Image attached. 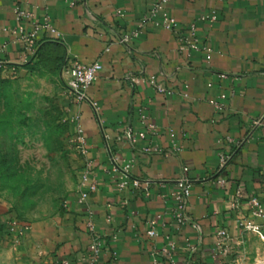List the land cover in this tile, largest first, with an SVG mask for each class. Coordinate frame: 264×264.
<instances>
[{
	"label": "crops",
	"instance_id": "1",
	"mask_svg": "<svg viewBox=\"0 0 264 264\" xmlns=\"http://www.w3.org/2000/svg\"><path fill=\"white\" fill-rule=\"evenodd\" d=\"M152 2L0 0V64L35 63L39 53L53 45H57L62 63L67 53L86 63L98 60L102 68L88 93L100 105L105 134L118 154L134 160V176L155 180L151 197L131 190L120 192L115 175L109 172L104 133L90 106L70 98L68 116L82 115L96 163L98 191L91 193L87 203L79 202L77 191L68 194L64 219L37 225L21 239L16 248L23 249L32 264H65V260L87 264L90 213L104 240V264H153L146 229L154 219L160 232L155 244H175L172 258L160 255L158 264H228L231 246L227 242H238L236 251L246 256L247 243L242 248L241 242L249 240L262 249L252 253L253 260L244 259L241 264H264V241L238 225L240 218L251 215L249 207L244 202L238 210H231L228 204L238 186L245 197L260 195L264 188L262 128L255 129L225 170L218 171L220 151L235 148L234 144L223 145L220 138L246 137L252 121L264 115V0H172L166 12L176 19L173 31L148 24L139 36L122 42L125 34L137 28ZM17 8L33 12L37 21L49 14L60 35L41 32L38 50L31 55L13 32L19 24ZM213 10L216 22L200 19ZM192 24L199 48L182 50L185 42L181 38H193ZM31 28L28 22L27 29ZM143 73L155 75L166 89L160 92L130 79ZM213 100L223 107L217 110ZM142 110L157 125V133L136 144L120 141L118 136L127 125L135 132L145 128ZM151 141L163 152L173 143L182 149L168 155L143 151ZM73 155L79 179L82 159L76 152ZM183 165L189 167L193 180L188 211L198 227L186 225L177 231L169 212L172 201L163 195L174 188ZM223 176L226 187L215 181ZM220 227H226L230 235L222 248L215 237Z\"/></svg>",
	"mask_w": 264,
	"mask_h": 264
},
{
	"label": "rangeland",
	"instance_id": "2",
	"mask_svg": "<svg viewBox=\"0 0 264 264\" xmlns=\"http://www.w3.org/2000/svg\"><path fill=\"white\" fill-rule=\"evenodd\" d=\"M38 58L0 64V264H32L16 246L35 226L64 219L68 194L79 184L62 55L53 45ZM227 243L228 264L253 260L262 249L242 241L249 249L244 256L238 242Z\"/></svg>",
	"mask_w": 264,
	"mask_h": 264
},
{
	"label": "built area",
	"instance_id": "3",
	"mask_svg": "<svg viewBox=\"0 0 264 264\" xmlns=\"http://www.w3.org/2000/svg\"><path fill=\"white\" fill-rule=\"evenodd\" d=\"M172 0H153L152 5L148 12L140 20L136 29L132 30L129 34H125L121 39L122 42H129L133 37H137L148 26L153 24L156 27H161L166 30L173 31L176 27V19L166 12L167 5ZM17 17L19 20L18 26L14 29V34L19 36L25 44V49L31 55H35L38 50L37 38L41 32H50L59 36V31L53 25L49 14H45L42 21H37L36 16L31 11L23 9H16ZM118 15L122 16L123 12L118 10ZM201 20L214 23L217 20L216 11L213 10L210 13H204L200 16ZM32 24L31 30L27 29V23ZM192 39L187 40L181 38V41L185 42L181 46L182 50L190 47L191 49L199 48V40L195 36V25H191ZM207 51L210 48L206 47ZM101 63L96 60L90 63L81 61L77 56L67 53L63 60V78L68 90V93L72 99L78 102L87 103L93 113L96 122L99 125L100 130L104 133L105 137V151L110 163L109 172L116 177V187L122 191H137L144 193L146 197H151L150 190L151 185L155 182L152 178H140L136 177L132 173L134 166V160L128 158L123 154H118L114 146L109 142L107 134H105L104 123L101 118V109L99 103L89 95L88 90L98 77L101 70ZM135 83H146L152 85L157 91H164L166 87L160 82L155 75L141 74L130 78ZM217 110L223 107L221 102L213 100ZM74 123L73 135L71 142L76 150V153L82 159V167L79 173V184L77 193L79 195L80 203H87L91 193L98 191V179L95 172V159L90 155V146L88 139L82 125L81 113H76L71 117ZM141 122L144 125V129L140 131H133L132 127L127 125L122 134L118 136L120 141H127L130 144H136L140 140L148 139V136H153L157 133L158 127L154 122L148 121V116L144 111L140 114ZM262 128V137L264 139V115H261L257 119L252 121L250 132L246 137L235 140L229 135H224L220 138L219 142L225 146L234 144V149L222 150L219 153V167L218 171L222 172L232 161L235 155V151L241 145H243L255 129ZM143 151L148 153H162L165 155L171 153H178L182 149L173 143V146L167 151L163 152V149L158 144L145 145ZM189 167L183 165L180 174L175 178L174 188L163 197L172 201V206L169 208L170 215L177 231H181L186 225H192L198 227V222L194 219L188 211L190 197L192 195L193 180L189 175ZM216 183L222 187H226L227 178L225 176L216 178ZM246 203L251 211L249 217H242L238 221V225L243 231H250L259 235L264 241V188L260 195H250L245 197L244 192L240 186L237 187L233 196L229 199V208L231 210H238L242 203ZM13 224H17V221H13ZM28 228V227H27ZM87 232L89 234V244L86 248L85 257L87 264H104L102 258V252L104 250V240L102 235L96 230V225L92 219L91 213L86 222ZM160 235L157 221H148V227L146 229V236L153 246L151 255L153 256V264H158V257L165 256L172 258L175 250L174 242H167L161 246H157L155 243ZM216 243L219 248H222L229 239V231L226 227H220L215 231ZM113 238H117V234L113 235ZM65 264L69 262L64 261Z\"/></svg>",
	"mask_w": 264,
	"mask_h": 264
}]
</instances>
